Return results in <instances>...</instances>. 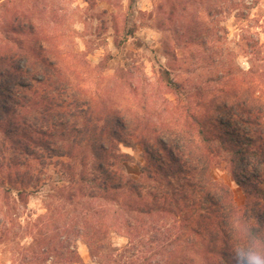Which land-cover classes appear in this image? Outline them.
<instances>
[{
	"label": "trees",
	"instance_id": "1",
	"mask_svg": "<svg viewBox=\"0 0 264 264\" xmlns=\"http://www.w3.org/2000/svg\"><path fill=\"white\" fill-rule=\"evenodd\" d=\"M225 1L219 5L223 14L234 5ZM258 3L240 5L250 10ZM2 9L0 236H30L34 255L28 264H76L80 256L73 245L80 240L103 264H117L112 233H124L132 244L154 220L155 231L163 222L175 245L165 264H237V248L264 241V97L234 99L232 92L197 108L194 96L171 80L178 101L174 125L164 121L146 133L121 110L94 104L30 12ZM201 33L190 42L205 43L207 34ZM133 139L142 163L129 175L130 157L121 149ZM49 166L58 175L48 194L50 211L59 217L47 228L42 220L49 215L23 226L21 209L41 190ZM221 167L242 191L241 205L232 187L213 177ZM182 248L187 254L181 255Z\"/></svg>",
	"mask_w": 264,
	"mask_h": 264
},
{
	"label": "rangeland",
	"instance_id": "2",
	"mask_svg": "<svg viewBox=\"0 0 264 264\" xmlns=\"http://www.w3.org/2000/svg\"><path fill=\"white\" fill-rule=\"evenodd\" d=\"M258 1L247 10L240 4L248 6L251 0H226L234 2L226 14L219 7L220 0H0V11L10 6L30 12L34 25L51 38L63 68L94 104L121 110L128 122L138 123L147 133L164 121L174 125L172 109L178 101L169 87L171 80L194 96L192 104L197 108L214 95L232 92L234 99L252 93L264 97V0ZM197 31L207 34L205 43L190 42ZM181 109L178 107L180 113ZM130 142L131 147L121 152L129 155L125 172L133 175L139 171L142 155L136 141ZM55 170L49 166L41 190L21 209V225L49 215L42 220L47 228L52 218L58 219L59 213L50 211L53 203L48 199L58 178ZM212 173L232 187L235 201L241 205L244 195L228 171L221 167ZM157 226L162 228L159 233L155 220L149 222L142 237L132 244L124 233H112L117 264L169 261L175 245L170 244L167 226L163 222ZM1 236L0 264H16L25 258L23 264H28L34 255L30 249L33 239L21 231L8 238ZM16 244L26 249L14 248ZM73 246L80 256L76 264H103L85 241ZM180 252L187 254L186 248Z\"/></svg>",
	"mask_w": 264,
	"mask_h": 264
},
{
	"label": "clouds",
	"instance_id": "3",
	"mask_svg": "<svg viewBox=\"0 0 264 264\" xmlns=\"http://www.w3.org/2000/svg\"><path fill=\"white\" fill-rule=\"evenodd\" d=\"M237 264H264V241L252 239L244 249H236Z\"/></svg>",
	"mask_w": 264,
	"mask_h": 264
}]
</instances>
